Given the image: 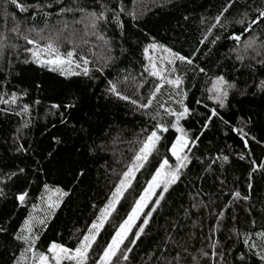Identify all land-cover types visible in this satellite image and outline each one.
<instances>
[{
	"label": "snow or ice",
	"instance_id": "1",
	"mask_svg": "<svg viewBox=\"0 0 264 264\" xmlns=\"http://www.w3.org/2000/svg\"><path fill=\"white\" fill-rule=\"evenodd\" d=\"M172 2L173 0H165V3L159 6L164 7ZM55 3L59 6L57 15L60 17L79 13L80 18L74 19L72 23L84 25L82 43L87 45L89 44L87 37H95L97 41L102 42L105 55L97 56L96 53H92L96 57L94 61L87 53L79 51L78 46L73 43L75 32H68L69 22L66 19L62 21V27L58 28L48 24L43 27L27 26L22 20L17 19L16 13H29L33 20L37 15H50L47 9L53 7L51 0L48 3L36 0L35 3L28 5L22 4L20 0H0V8L3 9L0 18L4 21L0 25V72L5 71V66L8 69L4 79L0 81V89H5L0 92V105L3 106L0 107V113L22 118L11 137L10 147L13 154L26 158L34 152L31 143L24 135L25 130L30 129L33 124L32 106L28 103L20 104L22 97L27 96L26 91L19 94L15 91L11 93L6 91L8 77L11 76V68L14 66L13 60L23 64H36L42 69L57 72L65 79L83 77L87 81H92L94 73L103 74L105 68L115 60L112 55V41L104 35L105 28L109 24L114 25L120 30V37L125 35V24L121 15L126 12V9L117 0H90L88 6H83L80 0H71L70 4H65L64 0H55ZM9 6L12 7L13 12L9 11ZM142 14L128 13L133 21H138ZM183 19L187 20L188 17L184 16ZM9 20H11V27L8 26ZM201 24L206 27L198 41L199 46L191 54H181L152 38L151 42L143 48L147 63L141 65L139 81L131 73L122 81H108L107 95L126 102L144 119V124L138 132L134 133L133 140L124 139L123 132L126 129L113 124L104 127L91 115L79 122V126L73 123L72 110L76 109L80 102L78 96L70 95L59 102L50 104L46 115L58 118L65 133L70 134L73 141L71 147L76 155L97 159L101 158L100 153L111 151L115 159L118 152L117 146L121 143L132 145L129 151L133 155L125 170L118 174V182L114 183L107 202L99 209L95 218L70 235L69 240L73 243L52 240L46 247L42 248L40 245L41 236L55 217L56 211L65 198L71 195L70 190L45 182L39 196V205L32 204V211L23 219L18 230L11 234L10 240H0V243L11 252L9 264H131L130 253H133L137 241L146 234L153 213L166 199L165 194L181 181L185 170L189 168L193 160L200 159L196 157L194 149L199 148L201 137L217 121L229 131L234 132L242 141L243 148L247 150L246 154H239L238 159L244 161L248 158L251 168L247 185L249 192L245 195H241L237 190L224 193L221 187L219 193H204L208 197L205 201L196 199L202 192V189H197L190 207L181 206L183 219H190L191 209L199 211L207 209L210 204H215L213 196L219 198V195H230L232 197L224 206L225 210L230 208L236 200L251 201L254 187L251 183L252 175L257 171H264V162L251 159L254 154L250 142L254 141L261 147H264V143L245 131V127L251 123L250 118L241 120L240 126H233L221 110L229 108L231 97L237 94L241 96L248 95L250 92L253 95L264 94V0H226V3L210 20L202 17ZM217 29L220 35L214 32ZM222 38L233 43L228 52L223 54V61H217L215 71L196 62L198 54L201 53L200 46L208 49L200 58L211 59L213 49L218 46ZM20 40L24 41L23 45L17 43ZM65 44H72V47L64 48ZM21 49L25 54L23 60H20ZM121 51L123 52V49ZM156 52L161 55L158 57L150 55ZM224 61H231V64ZM178 65L185 66L182 74H178ZM230 71L238 75H230ZM210 72L211 75H209ZM201 76L207 79L203 82L201 97L195 99L194 107L187 103L190 89L186 86V80H196ZM245 76L247 79L242 80L241 78ZM150 78H153V84L149 93L144 96L141 94V89ZM129 80L135 86V92L132 95L120 89V84L127 83ZM249 81L253 83L249 85ZM242 83L244 87H240ZM36 87L41 88V85L37 84ZM192 87H195V83ZM253 89L255 91H252ZM33 103L39 105L41 101L35 100ZM200 108L204 111H199ZM188 121L199 123L200 130L197 134H193L192 130L183 123ZM51 127L55 128L56 124L53 123ZM170 130L174 133V138L168 141L165 134ZM52 140L56 145L64 143L60 135L54 136ZM160 147H165L169 155L158 160V166L134 200L126 217L115 226L110 233V239L101 243V234L106 230V224L110 223L113 213L117 211V205L132 187L136 173L150 162V157L159 153ZM54 152L55 149L49 151L47 158L51 159ZM119 155L122 157L123 153L120 152ZM209 159L212 164L219 161L221 169L230 162L227 154H217ZM116 162L119 163V160ZM200 162L204 164V161ZM101 167L107 172L109 166L104 164ZM37 170L39 168L34 169V171ZM64 170L71 176L69 183H83L88 173L87 161L81 163L78 159L70 157L65 161ZM205 171H212V165L209 164ZM25 172V167L15 166V170L3 173L0 185L7 186V182L14 181ZM215 179L221 186L225 185L224 179L219 177ZM5 195L4 187H0V197ZM28 197L29 192L24 190L14 199L20 206H24ZM145 209L148 210L145 211ZM38 211L42 215L34 214ZM212 214L222 219L225 211L221 210ZM249 214L251 215V212ZM219 224L220 219L217 220V228L210 230L213 234L201 238L202 244L205 240L211 241L209 246L196 248L192 242L197 239V235L194 232L180 235L183 226L180 220L173 221L171 229H166L164 236L146 254L147 258H142V264H229L227 256L231 254L232 249L227 247V242L221 243L219 239H213ZM251 225V230L242 233L238 231L236 234L246 251H242L235 259L239 261V264H251L252 260H255L256 264H264V227L257 230L255 220L251 221ZM197 226V222L193 221L192 227ZM0 234L7 236L8 229L0 226ZM228 239L231 240L232 237L229 236ZM126 240L127 243H125Z\"/></svg>",
	"mask_w": 264,
	"mask_h": 264
},
{
	"label": "trees",
	"instance_id": "2",
	"mask_svg": "<svg viewBox=\"0 0 264 264\" xmlns=\"http://www.w3.org/2000/svg\"><path fill=\"white\" fill-rule=\"evenodd\" d=\"M22 4L28 5L35 3L36 0H20ZM43 3H48L49 0H42ZM53 7L47 9L50 13L48 16L37 15L35 20L29 13L17 14V19L22 20L27 26L43 27L45 24L55 27H62V21L66 19L69 22L68 32H75V40L79 43L78 50L90 54L89 58L96 60L92 53L97 56L105 55L102 48V42L97 41L95 37L89 36V44L84 45L81 37H83L85 28L83 24H73L74 19H79V13L68 14L65 17L57 15L58 5L55 0H51ZM83 6H88L90 0H80ZM125 6L126 12L121 15V19L125 24V35L120 37L119 29L114 25L109 24L104 31L107 39L112 41L113 52L115 57L113 63L105 68L103 74L94 73V80L87 81L83 77H72L65 79L57 72H52L48 69H42L36 64H23L13 60L11 68V76L8 77L6 91L9 93L15 91L18 94L22 91L27 92V96L22 97L20 104L28 103L31 107L33 124L28 130H25L24 135L28 142L31 143L34 152L29 157L15 155L11 150V137L15 129L20 125L22 118L14 115L5 116L0 113V178L3 173L10 170H15V166L25 167L26 172L14 181L7 182L4 187L5 196L0 197V226L8 229V235L0 234V240H10L11 234L18 230L23 219L27 217L33 203H36L45 182L50 185L64 187L65 190H70L71 195L65 198L61 207L56 211L55 217L51 220L48 228L41 236L40 245H46L52 241H63L73 243L69 240L70 235L76 229H82L86 223H89L98 214L99 209L107 202V198L111 194L114 183L118 182V174L125 170L133 153L129 151L132 145L121 143L117 146L118 152L114 159L112 152L100 153L101 158L93 159L85 155H76L71 147L73 141L70 134L65 133L63 126L59 124L58 118L47 116L50 104L59 102L62 99L75 95L80 98V102L76 109L72 110L73 123L79 126L88 118L89 115L98 121L99 124L107 127L108 124L118 125L121 129H126L123 132V137L126 141H131L134 138V133L138 132L144 124V119L138 113L131 109L124 101H119L114 97L107 95L106 88L108 81L123 80L125 76L131 73L139 81V73L141 72L142 63L146 64L144 59L143 48L151 42L152 38L158 43L179 51L181 54L189 55L198 47V41L202 36V32L206 25L201 24V18L205 17L209 20L214 17L218 10L226 3V0H173L172 3H167L164 7H160L165 0L151 2L150 0H117ZM65 4H70L71 0H64ZM3 9L0 8V16ZM9 11L13 12L11 6ZM136 12L138 15L143 13L138 21L131 20L128 13ZM188 19L184 20L183 17ZM4 23L0 18V25ZM8 26L11 27V20L8 21ZM238 30V29H237ZM216 35H220V31L214 30ZM227 35V33H225ZM17 43L23 45L24 41L20 40ZM232 41L221 39L218 46L213 49L211 59H201L203 53L208 49L201 47V53L198 54L196 62L206 68H211L213 71L217 68V61H223V54L228 52L232 46ZM72 45H65L64 48H71ZM123 49V52L121 51ZM63 50V49H62ZM20 60L24 59L23 50L21 49ZM152 53H150L151 55ZM231 64V61H224ZM179 72L182 74L185 66L178 65ZM0 72V81L4 79L7 72ZM223 71L224 69H219ZM212 73L210 72L209 75ZM230 75H238L231 73ZM207 77L201 76L196 80H186V86L190 89L187 103L195 107V99L200 98L202 94L203 82ZM247 79V77H242ZM258 82V81H257ZM195 83V87H192ZM253 82L249 81V85ZM40 84L41 88L36 85ZM153 84V78H150L146 85L141 89V94L146 96ZM240 87H244L243 83ZM120 89L122 92L132 95L135 92V86L131 80L127 83H121ZM5 89H0V92ZM252 91H255L253 89ZM35 100H40L39 105L34 104ZM0 107H3L0 105ZM18 110V109H17ZM203 112L204 109L200 108ZM226 119L233 126H240L241 120L251 119V123L245 127L250 135H254L257 140L264 143V94H255L251 92L248 95L241 96L239 94L231 97V106L221 110ZM56 124L52 128V124ZM185 126L192 130L193 134H197L200 130L199 123L195 121L183 122ZM47 125V128H45ZM87 127V124L85 125ZM43 133V135H42ZM62 136L64 143L56 145L52 138L54 136ZM168 141L174 138V133L170 130L165 134ZM167 143V141H165ZM252 153L251 159L258 162H264V147L250 142ZM55 149L53 157L47 158V153ZM83 151V150H82ZM122 152L121 157L119 153ZM196 157L188 169L185 170V175L181 181L174 185L169 193H166V199L161 202V206L153 213L149 228L146 229V234L137 241V246L134 247L133 253H130L131 264H142V258L146 259V254L155 247L159 239L164 236L165 230L171 229L172 222L180 220L183 231L180 235H185L188 232H194L197 239L193 241L196 248H207L211 241L205 240L201 243L202 237H207L213 233L211 229L217 228V220L220 219L219 228L215 231L213 239H219L221 243L227 242V247L231 248V254L227 256L229 264H239L235 259L242 251H246L242 243L237 239V232L249 231L252 229L251 221H256V229L264 227V171L253 173L251 183L253 191L251 193V201L236 200L230 208L224 206L232 199L230 195H219V198L213 196L215 204H210L207 209H191L190 219H183V208H189L193 202L192 197L196 195L197 189H202L201 195L196 199L208 200L204 193H219L223 187L224 193H229L231 190L240 191L241 195L248 194V176L251 171L248 158L244 161L238 159V155L247 152L243 148L242 141L234 133L218 121L210 127L201 137L199 148L194 149ZM217 154H227L230 157V162L225 164L223 169L219 166V161L212 164L209 157H215ZM165 155V147H160L158 154L150 157V162L145 165L139 172L136 173V179L133 181L132 187L125 193L117 211L110 218V223L106 224V230L102 232L100 241L110 239V233L115 226L126 217V213L134 200L138 197L146 181L151 178L152 172L158 166V160ZM78 159L81 163L87 161L88 173L84 178L83 183H69L71 176L65 172V161L69 158ZM119 160V163L116 162ZM204 161L202 165L200 161ZM39 162V165H37ZM107 164L108 170L101 165ZM211 164L212 171H205V168ZM39 170L34 171V169ZM114 170V171H113ZM219 177L225 180V185L221 186L219 181L215 179ZM27 190L29 197L24 206H20L14 197L20 192ZM95 206V207H94ZM148 210V209H146ZM224 210L225 215L221 219L212 213H218ZM251 212V215L249 214ZM196 221L198 226L193 228L192 222ZM139 223V221H137ZM135 230V229H134ZM131 236V234H130ZM232 239L229 240L228 237ZM127 243V240L125 241ZM11 252L0 243V264H9ZM251 264H256L252 260Z\"/></svg>",
	"mask_w": 264,
	"mask_h": 264
},
{
	"label": "rangeland",
	"instance_id": "3",
	"mask_svg": "<svg viewBox=\"0 0 264 264\" xmlns=\"http://www.w3.org/2000/svg\"><path fill=\"white\" fill-rule=\"evenodd\" d=\"M158 0H150V3L151 2H157ZM73 43H77V44H79L76 40H75V38H73ZM65 45H72V44H65ZM64 45V46H65ZM89 56H90V54H88ZM151 55H155V56H159V55H161V53H159V52H156V53H152ZM21 65V63L18 65V66H20ZM146 186V185H145ZM39 203H40V201H39V197H38V199H37V201H36V204H38L39 205ZM30 211H32V207H31V210ZM145 211H147L146 209H145ZM35 215H42V213L41 212H36V213H34Z\"/></svg>",
	"mask_w": 264,
	"mask_h": 264
}]
</instances>
